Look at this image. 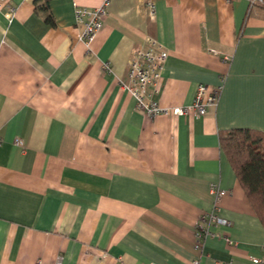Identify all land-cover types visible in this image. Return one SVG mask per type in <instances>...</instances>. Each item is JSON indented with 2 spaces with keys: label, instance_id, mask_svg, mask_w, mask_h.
Instances as JSON below:
<instances>
[{
  "label": "crops",
  "instance_id": "1",
  "mask_svg": "<svg viewBox=\"0 0 264 264\" xmlns=\"http://www.w3.org/2000/svg\"><path fill=\"white\" fill-rule=\"evenodd\" d=\"M110 0L87 44L74 6L7 0L0 11V264H254L264 225L221 146L264 132V6L249 0ZM14 8L8 19L5 12ZM150 34L169 58L156 98L188 106L223 85L206 115L136 110L122 87ZM19 138L20 143L15 140ZM219 204L226 226L201 250L196 222ZM229 237L234 243H229Z\"/></svg>",
  "mask_w": 264,
  "mask_h": 264
},
{
  "label": "built area",
  "instance_id": "2",
  "mask_svg": "<svg viewBox=\"0 0 264 264\" xmlns=\"http://www.w3.org/2000/svg\"><path fill=\"white\" fill-rule=\"evenodd\" d=\"M5 1L7 0H0V11L3 9ZM109 2L110 0H102V4L94 8L75 4L74 14L75 24L79 28L78 36L87 44L108 18ZM141 2L147 10L148 17L154 20L157 14L156 1L141 0ZM249 2L251 6H264V0H249ZM13 14L14 8L5 12L8 19H11ZM168 58L169 50L167 46L150 34L145 36L142 45L133 49L128 72L126 77L122 79L121 84L133 96L135 109L150 117L159 114H190L200 118L206 115L209 106L216 104L219 100L223 89L222 84L214 87H209L204 83L198 84L194 102L188 106L166 107L162 106L157 100L156 96L160 91L159 84ZM15 142L20 143V139L17 138ZM212 192L215 194L213 208L201 215L196 222L195 247L199 250L203 248L206 238L214 234L211 230L212 226H226L230 223L218 212L220 201L226 195L227 190L214 183L212 184ZM226 239L229 243H234L229 237H226ZM252 261L254 264H264V257L253 256ZM62 263V256H58L54 264ZM189 264H201L200 258H194Z\"/></svg>",
  "mask_w": 264,
  "mask_h": 264
},
{
  "label": "trees",
  "instance_id": "3",
  "mask_svg": "<svg viewBox=\"0 0 264 264\" xmlns=\"http://www.w3.org/2000/svg\"><path fill=\"white\" fill-rule=\"evenodd\" d=\"M220 140L239 183L264 225V132L233 128L222 133Z\"/></svg>",
  "mask_w": 264,
  "mask_h": 264
}]
</instances>
